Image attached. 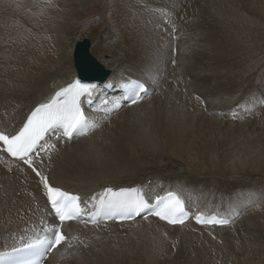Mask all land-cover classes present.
Wrapping results in <instances>:
<instances>
[{"label":"bare ground","instance_id":"1","mask_svg":"<svg viewBox=\"0 0 264 264\" xmlns=\"http://www.w3.org/2000/svg\"><path fill=\"white\" fill-rule=\"evenodd\" d=\"M116 4L110 20L105 10L89 19L87 0H0L2 131L19 132L36 107L79 78V42L90 40L111 74L83 101L98 127L70 141L52 130L32 158L53 186L81 197L84 210L67 225L77 254L59 249L46 264H264V225L256 218L264 178L246 172L238 187L213 176L222 165L257 171L264 160V0ZM134 79L150 96L132 105L122 89ZM2 148L0 251L52 238L59 226L33 167ZM193 162L210 177L191 176ZM108 187L138 189L150 203L174 192L191 219L92 225L89 213ZM212 214L227 223L196 219ZM9 231L26 235L14 239Z\"/></svg>","mask_w":264,"mask_h":264},{"label":"snow or ice","instance_id":"2","mask_svg":"<svg viewBox=\"0 0 264 264\" xmlns=\"http://www.w3.org/2000/svg\"><path fill=\"white\" fill-rule=\"evenodd\" d=\"M48 7L52 6L47 3ZM96 85L82 82L76 79L73 83L68 84L66 87L61 88L55 93V96L49 103L40 104L28 118L24 127L14 135H6L0 132V144L3 145L2 151L17 158L29 167H33V157L36 154L40 141L43 139L44 134L50 130L60 128L63 135L68 138L81 136L87 134L88 130H94L98 127V123L90 121L85 115L80 105L81 96H91L95 91ZM147 88L142 83H135L128 89V98L131 103L135 104L143 97L141 93L147 95ZM33 171L44 183L47 189L48 201L54 214L61 222L66 220H76L84 214L81 209L78 198H71L69 203L67 193L62 192L60 189L52 187L48 183L45 176L33 167ZM138 189L135 188H120L113 190V188H105L103 194L99 199L100 209L106 214L114 211H122L126 213H139L142 209L148 207L147 202L140 198ZM154 215L161 219L167 220L169 223L182 224L187 213L184 210L183 202L179 196L174 192L168 193V200L164 202V207L160 211H156ZM200 223H227V221L217 220H201L200 217L196 218ZM52 232V239L37 240L35 243L25 244L23 249H13V252H28L34 258L26 259L21 264H40L43 255L50 252L52 248L60 245L67 238L59 230H49ZM23 239V238H22ZM43 247V253H37L35 249ZM9 253H0V260L9 257ZM8 264H16L15 261L9 260Z\"/></svg>","mask_w":264,"mask_h":264},{"label":"rangeland","instance_id":"3","mask_svg":"<svg viewBox=\"0 0 264 264\" xmlns=\"http://www.w3.org/2000/svg\"><path fill=\"white\" fill-rule=\"evenodd\" d=\"M87 1H88V5H89L88 12H87L88 15H89L88 16L89 19H96L98 17H101L100 15H103V14H101V11H103V10H105L107 12L104 15L105 18L108 17L110 20L113 18L112 16L114 14L113 13L114 9L116 8V5H117L116 4L117 0H87ZM92 5H93V7H92ZM152 17L153 18L155 17V12L153 13ZM261 18H263V22H264V16H261ZM153 21L156 22L155 19H153ZM174 31H176V30H174ZM236 43H237V40H234V44H236ZM188 47H191L192 54H194V52H198L197 51V40L196 39H191L189 41V43H188ZM218 170L219 171H217V175H213V176H216L217 178H221L223 180H226L227 182L228 181H231V182L233 181L234 183H236L238 185V187H241V185H239L240 181H241L240 179L245 180L246 178L247 179L249 178L248 176H245L246 172H249V173L254 172L253 174H257L259 176V179L263 180V178H264V160L262 161V164L260 165V167L258 168L257 171L253 170V169H250V168H249V171L248 170L247 171L246 170L245 171H241V170L236 171V170L230 168L229 166L227 167L226 165H222L221 167H219ZM187 172L191 176L196 175L197 177H203V178H208L211 175L208 170L203 169V167H201L200 165H198V164H196L194 162L193 163H188ZM253 181L257 182L256 179H254ZM257 184H258V182H257ZM238 187L235 188L236 192L239 191ZM244 190L245 189H243V191ZM256 210H257V213H258V215H256L257 221L264 225V221H263V219H264V210H263V208H262V210H261V208H256ZM226 226H230V225H226ZM9 232L14 235V239H15V235H20V236L23 235L24 236V234H19V233H15L14 234L12 231H9ZM20 236H18V237L20 238ZM18 237H16V238H18ZM92 258L93 257L85 258V259L91 260ZM69 262H70V260L68 262H66V264H69ZM51 264H52V262H51ZM83 264H87V262H83ZM88 264H90V263H88Z\"/></svg>","mask_w":264,"mask_h":264},{"label":"water","instance_id":"4","mask_svg":"<svg viewBox=\"0 0 264 264\" xmlns=\"http://www.w3.org/2000/svg\"><path fill=\"white\" fill-rule=\"evenodd\" d=\"M90 40L79 42L74 52L75 65L77 73L83 81H96L98 83L105 82L111 75L90 52Z\"/></svg>","mask_w":264,"mask_h":264}]
</instances>
